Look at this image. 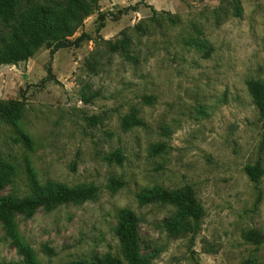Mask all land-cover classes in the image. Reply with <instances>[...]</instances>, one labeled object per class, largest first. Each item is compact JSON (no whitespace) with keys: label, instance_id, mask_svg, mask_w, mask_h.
I'll list each match as a JSON object with an SVG mask.
<instances>
[{"label":"rangeland","instance_id":"rangeland-1","mask_svg":"<svg viewBox=\"0 0 264 264\" xmlns=\"http://www.w3.org/2000/svg\"><path fill=\"white\" fill-rule=\"evenodd\" d=\"M53 1L20 0L18 13ZM83 33L93 40L0 66V100L25 107L0 122V162L14 169L0 197L48 183L97 195L0 220V264H129L122 210L147 264H264V172L247 173L264 171V113L247 87L264 81V0H99L72 39ZM155 188L192 189L201 219L177 228L179 207L140 202Z\"/></svg>","mask_w":264,"mask_h":264},{"label":"trees","instance_id":"trees-1","mask_svg":"<svg viewBox=\"0 0 264 264\" xmlns=\"http://www.w3.org/2000/svg\"><path fill=\"white\" fill-rule=\"evenodd\" d=\"M20 4V0H0V18L6 24L13 22V31L9 36L0 33V66L27 62L43 47L51 49L53 54L61 49L79 47L86 40H93L86 33L75 39L72 38L84 21L94 13L99 0H58L50 5H33L19 14ZM149 8L154 15L158 14L153 5H149ZM101 19L103 20V17ZM100 26L103 28L104 22ZM108 43L113 52L120 49L119 43ZM247 87L257 109L264 113V81L249 80ZM24 110L25 107L20 101L0 100V122L16 124L23 118ZM163 148V146L158 147L156 152H160ZM114 156L121 162V157ZM13 170L12 166L0 162V188L7 182V175ZM263 172L260 164L247 168L249 177L255 182H259ZM97 191L94 186L71 189L62 184L48 183L45 186H38L29 197H0V220L8 223L15 214L32 215L42 207L50 209L59 204L85 202L95 198ZM139 199L142 204L160 201L179 207L181 216L175 225L185 230L193 227L191 220L198 222L203 214L192 189H188L185 193H175L163 188H155L139 195ZM119 218L116 235L123 247L125 259L129 264H147L138 250L135 214L129 210H122ZM247 237L256 244L261 242L259 235L253 231H250ZM72 264L91 263L75 261ZM98 264H123V262L119 258L109 256Z\"/></svg>","mask_w":264,"mask_h":264}]
</instances>
